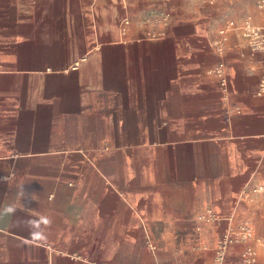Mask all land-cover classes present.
<instances>
[{
	"label": "crops",
	"instance_id": "obj_1",
	"mask_svg": "<svg viewBox=\"0 0 264 264\" xmlns=\"http://www.w3.org/2000/svg\"><path fill=\"white\" fill-rule=\"evenodd\" d=\"M257 3L0 0V264H214L231 216L264 264V191L243 197L264 185V51L231 31L226 89L210 73ZM164 10L166 37L139 41Z\"/></svg>",
	"mask_w": 264,
	"mask_h": 264
},
{
	"label": "built area",
	"instance_id": "obj_2",
	"mask_svg": "<svg viewBox=\"0 0 264 264\" xmlns=\"http://www.w3.org/2000/svg\"><path fill=\"white\" fill-rule=\"evenodd\" d=\"M123 1L124 7L128 10L131 0ZM257 6L264 14V0H258ZM171 18L172 14L167 10L145 18L142 23L147 25V29L144 31L145 33L143 36L138 40L157 41L166 37V28L169 26ZM133 23L132 15L127 13L120 23L121 41L123 43H129L132 41L129 37V33L132 31ZM231 31L239 32V34L248 40L252 54L264 51V23H256L250 16L245 17L241 22L234 19L228 21V23L219 30V37L213 42L215 51L221 59L210 70V73L220 80L221 86L225 89L228 85V77L226 73V62L223 57L226 51V43L229 39V33ZM257 94L259 96L264 95V73ZM235 112H241V108L238 107L230 110V113ZM249 191H264V185L246 187L243 190V197L246 196ZM219 218L220 217L214 209L209 207L197 216V221L200 224H212L219 220ZM227 219L229 222L227 229L221 236H219L215 247L214 264H232L229 261V251L231 247L235 245L243 246L240 264H258L259 249L255 244L256 230L253 222L249 219H245L236 223L234 216ZM153 248L155 247L153 246Z\"/></svg>",
	"mask_w": 264,
	"mask_h": 264
}]
</instances>
